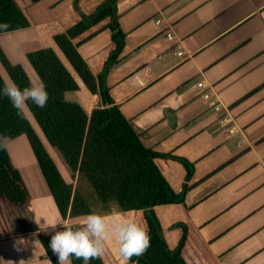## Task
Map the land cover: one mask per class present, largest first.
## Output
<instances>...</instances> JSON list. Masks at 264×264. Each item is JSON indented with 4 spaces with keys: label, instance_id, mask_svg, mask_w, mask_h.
Returning a JSON list of instances; mask_svg holds the SVG:
<instances>
[{
    "label": "crops",
    "instance_id": "0c3cea01",
    "mask_svg": "<svg viewBox=\"0 0 264 264\" xmlns=\"http://www.w3.org/2000/svg\"><path fill=\"white\" fill-rule=\"evenodd\" d=\"M105 1L14 0L29 27L1 34L0 44L30 74L28 52L51 48L58 55L54 36L78 24L79 11L90 16ZM117 14L126 38L120 61L106 78L112 101L145 148L193 165L184 203L154 208L166 245L177 249L183 234L179 225H185L182 256L187 264H264V0H120ZM109 22L74 40L94 77L114 49ZM69 71L79 89L65 99L90 116L102 107L101 99ZM198 83L206 89H198ZM203 93L219 102L218 112L201 99ZM21 140L6 148L30 204L13 210L8 221L0 209V264H49L41 243L35 244L39 235L83 226L85 216L61 218L29 144ZM42 143L65 182L76 187L78 176L46 140ZM157 164L179 194L186 177L183 165L172 158ZM112 209L106 219L146 227L142 211ZM50 222L60 224L47 233L39 230V223ZM21 238L26 243H19ZM118 247L114 240L105 243L103 254L111 264H121Z\"/></svg>",
    "mask_w": 264,
    "mask_h": 264
},
{
    "label": "trees",
    "instance_id": "16d2710c",
    "mask_svg": "<svg viewBox=\"0 0 264 264\" xmlns=\"http://www.w3.org/2000/svg\"><path fill=\"white\" fill-rule=\"evenodd\" d=\"M119 1H105L90 16L76 8L81 21L53 38L70 69L91 94L101 99L102 107L94 109L90 116L80 105L66 101L65 94L78 91L79 86L54 50L45 48L26 54L36 80L38 76L49 94L46 107L37 108L29 102L28 111L44 139L66 164L72 176H78L79 181L88 184L91 196L85 197L65 182L25 113L18 114L7 98L0 97V144L4 145L0 148V203L16 211L25 210L30 204L28 188L20 172L13 166L6 148L8 142L24 136L63 220L90 213L108 215L115 207L114 202L118 204L119 207L115 208L119 212L142 211L150 236V247L142 256H134L132 260L137 264H187L182 256L188 238L187 227L179 225L183 230L181 240L177 249L170 250L154 208L184 203L190 189L188 183L193 175V165L184 159L161 155L145 148L130 121L112 101L106 85V78L119 63L125 47L126 36L118 24ZM107 19L110 20L107 28L114 49L105 61L102 72L94 77L74 40ZM0 23L9 25L7 29L0 30V35L29 27L28 20L14 0H0ZM0 64L21 89L37 82L24 64L13 61L1 44ZM5 84L0 75V87ZM160 158H172L185 168V183L179 194L173 192L164 179L157 164ZM70 227L77 229L83 226ZM50 239L49 236L39 235L48 259L52 264H57L58 258L49 248ZM73 264L83 262L74 260ZM91 264L111 262L102 254Z\"/></svg>",
    "mask_w": 264,
    "mask_h": 264
},
{
    "label": "clouds",
    "instance_id": "9594fccd",
    "mask_svg": "<svg viewBox=\"0 0 264 264\" xmlns=\"http://www.w3.org/2000/svg\"><path fill=\"white\" fill-rule=\"evenodd\" d=\"M8 27V24L0 23V30ZM0 97L7 98L18 114H22L26 109L30 111L29 102L43 109L49 100L46 86L38 76L36 83L23 89L12 80L11 76H8L7 83L0 87ZM2 147L4 145L0 144V148ZM114 206L119 207L115 202ZM58 224L60 222L39 223L38 228L47 233L48 229H54ZM110 240H114L119 246L118 255L121 264H137V261H133L132 258L134 256L139 258L150 247V236L146 227L140 226L133 220H122L118 217L109 220L104 216L90 213L85 216L83 227L73 229L70 226H64L63 231L52 235L49 248L57 256V264H73L74 260L91 264L104 253L105 243ZM19 243L23 244L26 241L21 238ZM36 243L40 244L39 241ZM19 250L17 248V251ZM49 264H51L50 261Z\"/></svg>",
    "mask_w": 264,
    "mask_h": 264
},
{
    "label": "rangeland",
    "instance_id": "374dc122",
    "mask_svg": "<svg viewBox=\"0 0 264 264\" xmlns=\"http://www.w3.org/2000/svg\"><path fill=\"white\" fill-rule=\"evenodd\" d=\"M59 53V52H58ZM58 56L60 57V59L64 62V64L66 65V67L69 69V70H71L70 69V67L68 66V64L65 62V60L62 58V56L60 55V53L58 54ZM29 69V71H30V74L32 75V77L36 80V76H35V74H34V72H33V70H32V68L30 67V68H28ZM0 74L4 77V81H6L5 83H7V80H8V75H7V73H5V71H4V69L2 68V66H1V64H0ZM37 81V80H36ZM24 113H25V115H26V117H27V119L31 122V124H32V126H33V128L37 131V133H38V135H39V137H41V139H42V141H45V139H44V137L42 136V134H41V132L39 131V129L37 128V126L35 125V122H34V120H33V118H32V116H31V114L29 113V111L26 109V110H24L23 111ZM22 137V139L23 140H21V141H25V144L26 145H28V142H27V139L24 137V136H21ZM10 143V145H13V144H15L16 145V143L17 142H15V143H12V142H9ZM6 147H7V145H6ZM8 147H9V144H8ZM29 147V146H28ZM51 151H52V153L54 154V152L53 151H55L54 149H52V148H49ZM31 151V150H30ZM55 155V154H54ZM73 189L74 190H78L82 195H84L85 197H87V198H89V196H91V190H90V187L88 186V184L85 182V181H77V186L76 187H74L73 186ZM7 207V208H6ZM112 208H114V210L116 211V208L115 207H112ZM111 208V211L110 212H112V209ZM0 209L2 210H4L5 211V216H6V220L8 221V216L11 214V215H15V213L16 212H13V208H11V207H9L8 205H6V204H3V203H0ZM6 209H11V210H6ZM10 211V212H9ZM14 211H16V210H14ZM17 213H19V212H17ZM12 217V216H11ZM0 226H2L1 224H0ZM20 229V227H16V228H13L14 230H16V229ZM1 231V230H0Z\"/></svg>",
    "mask_w": 264,
    "mask_h": 264
},
{
    "label": "built area",
    "instance_id": "2783aa9c",
    "mask_svg": "<svg viewBox=\"0 0 264 264\" xmlns=\"http://www.w3.org/2000/svg\"><path fill=\"white\" fill-rule=\"evenodd\" d=\"M172 39H173L172 35H167V40L171 41ZM178 55H181V53H178ZM197 88L202 90V91L206 89L204 83H198ZM201 99L205 102H208L210 108L214 109V111L218 112L220 110L219 102L217 100L212 101V96L209 93H203L201 95Z\"/></svg>",
    "mask_w": 264,
    "mask_h": 264
}]
</instances>
